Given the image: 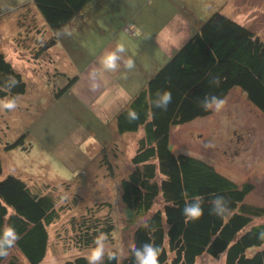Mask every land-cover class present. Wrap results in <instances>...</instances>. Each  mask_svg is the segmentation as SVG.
<instances>
[{"label": "trees", "instance_id": "trees-1", "mask_svg": "<svg viewBox=\"0 0 264 264\" xmlns=\"http://www.w3.org/2000/svg\"><path fill=\"white\" fill-rule=\"evenodd\" d=\"M89 1H33L52 32L48 39L42 33L34 37L32 48L37 57L48 53L56 34ZM20 44L24 46L22 41ZM214 77L220 78L219 86L211 83ZM50 79L63 83L62 87L51 89L52 97L58 100L77 75L54 67ZM12 80L15 86L9 87ZM234 88H239L264 115V39L251 27L217 9L115 115L118 134L142 129L130 158V170L120 179L119 197L129 224L146 216L134 225L126 254L119 259L117 248L111 246L106 249L103 264H136L134 252L145 243H153L160 249L158 264H194L202 254L215 258L223 255L224 264H264V239L260 238L264 232V207L245 202L254 185L249 182L239 185L209 163L174 153L169 147L172 126L211 113L212 110L201 107L205 96L224 99ZM26 89L21 73L0 51V99H17ZM165 91L172 95L166 112L153 106L157 92ZM129 111H135L139 119L129 120ZM26 137L27 134H22L13 142L4 143L3 149H27L30 144L25 146ZM64 185L59 190L55 184H29L11 173L0 179V236L12 228L19 237L8 249V256L0 257V264L43 261L49 245L48 227L59 219L62 210L72 209L80 200L74 194L73 205L64 203L63 194L69 190ZM216 196L227 201L230 212L226 218L211 214L210 201ZM193 197L202 198L203 215L195 222L185 223L182 209ZM68 224L70 242L79 250L95 247L93 241L101 233L107 235L111 244L114 242L115 221L108 201L86 206L78 217L71 216ZM60 239L62 247L69 246L67 239ZM11 248L17 254L10 253ZM86 257L78 254L46 264H88Z\"/></svg>", "mask_w": 264, "mask_h": 264}, {"label": "rangeland", "instance_id": "rangeland-1", "mask_svg": "<svg viewBox=\"0 0 264 264\" xmlns=\"http://www.w3.org/2000/svg\"><path fill=\"white\" fill-rule=\"evenodd\" d=\"M0 1V47L27 84L26 92L16 99L18 107L14 111L0 110V179L11 173L29 184H55L59 190H63L64 184H67L69 190L63 194L66 197L64 203L73 205L71 200L74 194L80 198L72 209L62 210L59 219L48 227V250L40 264L62 262L78 254H89L90 248L79 250L71 244L68 221L71 216L78 217L83 213L86 206L99 201L111 203L115 221L114 242L106 241V249L111 246L117 248L121 259L130 246L134 225L146 216L138 217L135 224H129L123 215L119 197L120 179L130 170V158L142 129L118 134L115 127L111 129L106 122L85 113L83 107L71 103L68 96L54 99L51 89L60 88L63 83L51 79L42 83V79L47 81L45 75L49 76L58 65L59 61L55 62L57 50L52 48L49 55L44 53L37 57L32 48L35 36L23 39L35 33L32 23L40 25L42 15L35 7L38 16H31L30 13L28 19H20V15L14 12L5 13L16 11L13 9L16 5L14 0ZM202 1L196 0L195 17L203 15V9L199 6ZM226 1L205 0V3L211 7L218 2L215 11L222 8L232 18H245L242 10L232 4L233 0L229 4ZM254 20L263 24L264 17ZM105 22L104 29L108 32L119 27L113 25L116 23L114 19ZM97 26L92 21V24L82 27L83 36L75 32L71 47L72 34L69 35L70 39L66 38L65 46L72 55L78 56L79 66L91 60L95 51L101 48L98 49L101 42L95 36L104 35L96 34ZM123 29L125 31L126 26ZM17 30L20 34H16ZM40 31L43 30L40 28ZM108 32L105 33L106 37L110 36ZM258 34L264 39V28ZM19 41L24 46L19 45ZM77 46L80 48L77 49ZM50 55L54 56V61H51ZM150 58L155 59L156 55H149L147 65L151 62ZM224 100L225 106L220 112L212 110L206 116L172 126L169 147L174 153L187 154L209 163L239 185L252 183L254 188L245 197V202L264 207V115L247 101L239 88H234ZM22 134H27L25 146L30 144L27 149H3L4 143L13 142ZM60 238L67 239L69 246L65 242L66 246L62 247ZM10 253L17 254V251L11 248ZM194 264H224V257L202 254Z\"/></svg>", "mask_w": 264, "mask_h": 264}, {"label": "crops", "instance_id": "crops-1", "mask_svg": "<svg viewBox=\"0 0 264 264\" xmlns=\"http://www.w3.org/2000/svg\"><path fill=\"white\" fill-rule=\"evenodd\" d=\"M229 1L232 0H227L226 4H229ZM13 2L16 3L13 8L16 11L10 10L5 11V13L14 12L18 16L20 15V19L26 17L28 19L30 13L31 16H38L35 13L33 0H14ZM233 2L232 4L235 7L238 6V9L242 10L243 13L241 14L245 17L242 20L236 17L234 19L251 27L258 34V31L264 28V22L262 24V22H257L254 19L264 17V0H233ZM196 3H198L196 0H90L61 30L67 28L71 32V47L75 32L83 36V26L92 24V21H95L96 26L99 23L102 28L98 25L97 30L99 32L96 31V34L104 36H101L103 38L95 36L98 42H101L98 49L101 48L95 51V56L84 65L79 66L78 56L72 55L71 51H68L69 49L67 50L65 46L66 38L70 39V36L64 34L59 36L56 34L55 44L48 49L49 53L52 52V48L57 50L55 54L58 55V58L55 62L59 61V63L55 67L69 75H77L76 81L63 96H68L71 103L81 105L84 112L94 116L96 120L100 119L102 122H106L107 125L109 124L111 129L114 128L117 112L197 31L203 23L202 20L208 18L215 11V5L218 4L216 2L209 7L210 1L206 4L203 0L199 5L203 9V15L198 18L195 17L196 12H194ZM0 15H2L1 1ZM107 19H114L116 23L113 25H119V27H114L108 32L104 29L106 26L105 20ZM39 22L40 25L32 23L37 28L33 30L35 33L32 32L27 39L41 36V33L44 39H48L52 35L43 17ZM128 22L133 23L135 27L134 36L129 35L123 29ZM40 28L43 31L38 34ZM27 29L25 27V30ZM18 32L17 30L16 34ZM107 32L110 35L108 37L105 36ZM119 45H123L125 51L117 53L120 57L117 61L118 68L115 71H106L101 60L107 54L116 52ZM78 48L80 47L77 46ZM0 51L5 54L1 47ZM151 53L156 55V58H150L151 62L147 65ZM50 56L51 61H54V56ZM6 58L8 57L6 56ZM129 59L135 65L132 69L126 67V62ZM8 60L10 61L9 58ZM45 81L42 79V83H47L48 78ZM101 153H103L102 149Z\"/></svg>", "mask_w": 264, "mask_h": 264}, {"label": "clouds", "instance_id": "clouds-1", "mask_svg": "<svg viewBox=\"0 0 264 264\" xmlns=\"http://www.w3.org/2000/svg\"><path fill=\"white\" fill-rule=\"evenodd\" d=\"M71 35V32L67 28L61 30L57 35ZM125 51L123 45L117 47L116 52L109 53L102 58L101 63L106 71H115L118 68L117 61L120 57L117 53H123ZM134 62L129 59L126 62V67L132 69L134 67ZM15 81L12 80L9 83V87L15 86ZM211 83L219 86L220 78L214 77ZM172 102L171 92H157V98L153 101V106L166 112L168 110L169 104ZM225 106V100L223 98L217 97L215 95L205 96L201 101V107L204 110H214L215 112H220ZM18 107L16 99H4L0 100V110L14 111ZM129 120L139 119L138 114L135 111H129ZM202 198L193 197L191 202H186L184 208L182 209V214L185 218V223L195 222L203 215ZM211 214L219 216L221 218H226L230 210L227 207V201L223 196H216L211 201ZM260 238L264 239V232L260 233ZM19 239L18 235L15 233L14 229L7 228L3 235L0 236V257L8 256V249L14 245V243ZM108 240L107 235L101 233L98 235L93 243L95 247L90 248L89 254L86 259L88 264H103L106 252V241ZM160 254V249L156 247L153 243H145L141 247L137 248L134 252L136 264H158V258ZM115 256H109V259H114Z\"/></svg>", "mask_w": 264, "mask_h": 264}, {"label": "built area", "instance_id": "built-area-1", "mask_svg": "<svg viewBox=\"0 0 264 264\" xmlns=\"http://www.w3.org/2000/svg\"><path fill=\"white\" fill-rule=\"evenodd\" d=\"M125 26H126L125 32L128 33L131 36H134L135 35V27H134V25L132 23H127Z\"/></svg>", "mask_w": 264, "mask_h": 264}]
</instances>
